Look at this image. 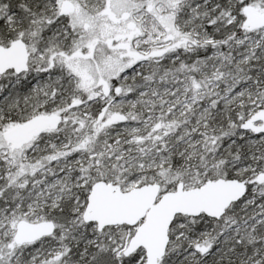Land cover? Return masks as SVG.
Returning <instances> with one entry per match:
<instances>
[{"label":"snow or ice","instance_id":"snow-or-ice-1","mask_svg":"<svg viewBox=\"0 0 264 264\" xmlns=\"http://www.w3.org/2000/svg\"><path fill=\"white\" fill-rule=\"evenodd\" d=\"M0 264H264V0H0Z\"/></svg>","mask_w":264,"mask_h":264}]
</instances>
